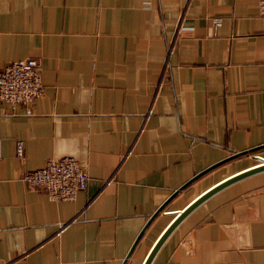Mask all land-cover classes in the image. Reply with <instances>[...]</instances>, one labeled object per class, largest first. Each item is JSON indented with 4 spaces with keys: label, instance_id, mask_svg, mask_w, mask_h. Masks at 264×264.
I'll use <instances>...</instances> for the list:
<instances>
[{
    "label": "crops",
    "instance_id": "0c3cea01",
    "mask_svg": "<svg viewBox=\"0 0 264 264\" xmlns=\"http://www.w3.org/2000/svg\"><path fill=\"white\" fill-rule=\"evenodd\" d=\"M259 1L0 0V67L39 57L44 87L31 114L0 100V264H143L179 210L256 162L264 147L220 161L264 143ZM63 155L89 174L74 199L19 179ZM149 264H264V170L194 207Z\"/></svg>",
    "mask_w": 264,
    "mask_h": 264
},
{
    "label": "built area",
    "instance_id": "2783aa9c",
    "mask_svg": "<svg viewBox=\"0 0 264 264\" xmlns=\"http://www.w3.org/2000/svg\"><path fill=\"white\" fill-rule=\"evenodd\" d=\"M259 12L264 14V0L259 1ZM212 22L216 29L219 17H214ZM171 48L170 44L169 51ZM40 66L39 57H24L0 67V100L7 104L9 112L16 113L19 104H26L25 113L31 114L27 104L40 96L44 88ZM15 155L17 158L23 156L21 141L16 142ZM88 178L86 167L71 155L50 158L41 167L23 171L19 176L26 188L42 190L56 201L74 199L77 192L86 187Z\"/></svg>",
    "mask_w": 264,
    "mask_h": 264
},
{
    "label": "water",
    "instance_id": "95a60500",
    "mask_svg": "<svg viewBox=\"0 0 264 264\" xmlns=\"http://www.w3.org/2000/svg\"><path fill=\"white\" fill-rule=\"evenodd\" d=\"M264 147V143L259 144L257 146H253L251 148L248 149H244V150H238V151H234L232 152L229 156H227L226 158H223V160H221L220 162H223L225 160H228L230 158L239 156L241 154H245V153H249V152H253L257 149H260ZM253 159L255 160H259L257 162H255L254 164H251L250 166H247L244 169H241L237 172H235L234 174H231L230 176L224 178L223 180H220L219 182H217L216 184L212 185L211 187H209L208 189H206L205 191H203L202 193H200L198 196H196L192 201H190L184 208H182L181 210H179L174 218L171 220V222L167 225V227L164 229V231L160 234V236L158 237V239L156 240V242L153 244L151 250L149 251L147 257L145 258L143 264H149L153 255L155 254L156 250L158 249V247L161 245V243L163 242V240L166 238V236L171 232V230L194 208L196 207L199 203H201L202 201H204L207 197H209L211 194H213L214 192H216L217 190H219L220 188L228 185L229 183L238 180L242 177H245L247 175H250L252 173L264 170V157L262 155H258V154H253ZM218 163V162H217ZM215 164H213L212 166H214ZM212 166H209L208 168L202 170L201 172H198L195 176H193L188 182H190L192 179H194L196 176L200 175L201 173L205 172L206 170H208L209 168H211ZM187 182V183H188ZM187 183H185L184 185H182L179 189H181L182 187H184ZM178 190H176L174 192V194L177 192ZM174 194H172L170 197H172ZM169 197V198H170ZM168 198V199H169ZM163 207V204L160 205L157 210L148 218L145 226L143 227V229L141 230V232L139 233V235L137 236L134 244L136 243V241L138 240V238L140 237L142 231L144 230V228L150 223V221L153 219V217L161 210V208ZM133 244V245H134Z\"/></svg>",
    "mask_w": 264,
    "mask_h": 264
},
{
    "label": "rangeland",
    "instance_id": "374dc122",
    "mask_svg": "<svg viewBox=\"0 0 264 264\" xmlns=\"http://www.w3.org/2000/svg\"><path fill=\"white\" fill-rule=\"evenodd\" d=\"M260 151H261V152H258V153H261V154L264 155V151H263V150H260ZM255 154H257V152H256ZM254 161H256V160H254Z\"/></svg>",
    "mask_w": 264,
    "mask_h": 264
}]
</instances>
